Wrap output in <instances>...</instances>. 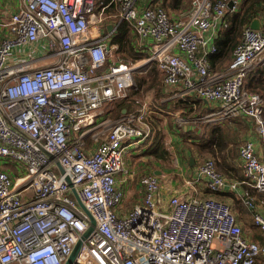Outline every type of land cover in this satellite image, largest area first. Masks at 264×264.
<instances>
[{"label":"built area","instance_id":"1","mask_svg":"<svg viewBox=\"0 0 264 264\" xmlns=\"http://www.w3.org/2000/svg\"><path fill=\"white\" fill-rule=\"evenodd\" d=\"M113 2L119 21L152 39L147 60L163 82L214 102L206 121L253 119L262 156L252 141L244 142L238 180L220 174L211 158L200 161L187 182L197 190L203 179L206 196L165 200L157 177L143 174L139 198L123 212L117 176L126 144L148 135L150 111L99 118L106 105L137 89L133 67L115 61L99 71L111 53L101 39L86 35L96 0H23L9 17L8 37L0 39V158L18 172L13 177L0 170V264H64L80 239L72 264H264V215L251 209V222L261 230L256 234L216 197H243L249 187L264 192L263 101L244 88L264 51V34L245 27L231 61L212 71L207 57L216 51L217 24L239 0H191L182 19L141 0ZM88 135L97 142L92 152ZM88 213L94 225L83 238Z\"/></svg>","mask_w":264,"mask_h":264},{"label":"crops","instance_id":"2","mask_svg":"<svg viewBox=\"0 0 264 264\" xmlns=\"http://www.w3.org/2000/svg\"><path fill=\"white\" fill-rule=\"evenodd\" d=\"M111 1L96 0L97 6L94 11L96 16L93 14L91 17L86 35L93 40L101 39L110 49L111 57L99 71L115 61L126 62L133 67L132 72L137 84V91L131 90L128 98L106 105L104 113H107L99 119L106 116L116 118L139 109L154 108L156 110L151 118H148L149 131L148 135L141 140L142 142L126 144V151L123 155L124 162L126 161L122 173L124 178L133 179L134 177L137 180L143 174H154L165 200L171 194L194 195L191 192H181L179 187L182 183L192 185L187 180H191L195 174V167L206 158H211L216 170L227 179L242 178L239 147L246 141H252L256 156L261 157L263 152L260 138L255 129V121L250 117L241 116L222 121L205 120L206 123L203 125L202 123L196 124L199 118L203 121V117L215 109L214 102L199 98L192 92H182L180 85L165 84L163 73L154 62L147 60L152 51V39L137 37L129 23L119 21L117 5L114 2L110 4ZM250 1L239 0L237 10L227 12L223 24H217L216 38L213 42L216 51L208 53L207 57L212 71H221L228 65L242 30L247 26L252 28L250 25L254 19L259 20V28L252 29L264 34V10L260 9L261 11L252 13L248 6ZM149 2L150 0H141V4ZM22 4L23 0H0V39L8 37L9 17L21 8ZM234 16L237 17L239 23L232 21ZM128 47L131 51L134 50V55L127 51ZM171 49L177 52L174 47ZM202 51L199 48L197 55L199 56ZM137 54L143 57H134ZM259 57L263 60L257 58L253 61L245 75L244 88L260 95L263 101L262 114L264 117V51ZM143 92H146L145 96L141 95ZM193 115L198 116L191 119ZM183 123L187 124L180 125ZM194 125L197 129L193 130ZM223 127L227 128V132L223 130ZM227 133L235 139L226 140ZM181 138L187 140L186 144L181 142L183 147L176 143V140H181ZM85 144L87 151L92 152L97 142L91 135H88ZM126 155L127 158H124ZM134 158L138 161L137 165L134 164L135 166L132 163ZM190 158H192V163H190ZM125 167L129 169L127 170ZM203 182L204 180L201 179L196 184L199 189L197 194L200 196H206ZM139 188L138 181L132 188H129V185L124 181L123 189L128 192V195L124 197L123 212L139 198Z\"/></svg>","mask_w":264,"mask_h":264},{"label":"rangeland","instance_id":"3","mask_svg":"<svg viewBox=\"0 0 264 264\" xmlns=\"http://www.w3.org/2000/svg\"><path fill=\"white\" fill-rule=\"evenodd\" d=\"M260 60H263V59L260 58ZM45 62H46V60H38L36 62V64L37 65H42ZM151 67H153V66H151ZM141 95L145 96L146 92H143V94H141ZM146 111H150V115H149L150 118H151L152 114L154 112H156V110L154 108H152V109L148 108V109H146ZM104 114H106V113H104ZM183 115H185V114H183ZM197 116L198 115H193V117H191V119L196 118ZM110 119H114V118H110ZM197 123H202V125H203L206 122H205V119H203V121H201L200 118H199V120L196 121V124ZM186 124L187 123H183V124H180V125H186ZM194 129H197V127L195 125H194L193 130ZM223 130L225 132H227V128L226 127H223ZM226 136H227L226 140H229V139L234 140L235 139L231 135L229 136L228 133H227ZM181 142L186 144L187 140L185 138H181V140H176L177 145L180 146V147H183ZM205 156H207V155H205ZM208 157H211V156H208ZM124 158H127V155ZM2 160H5V159L4 158H0V170L7 171V172L10 173V175H12L13 177H16L18 175V172L15 170L14 163L11 162V161L7 162L6 160H5L6 162H3ZM125 162H123V163H125ZM137 162L138 161H136V158H134L133 162H132L133 166H135L134 164L137 165ZM125 168L127 170L129 169L128 167H125ZM21 173H23V172H21ZM117 177H118L117 178V185L119 187H121L122 190H123L124 181L129 185V188L135 187V185H136V183L138 181V179L136 180L134 177H133V179H129L128 177L124 178V175L121 174V173ZM173 180H174V178H173ZM179 189H180L181 192H184V193L191 192L194 195L195 194L199 195V194H197V191H199L198 188H197V190H194L192 185H188L186 183L185 184L182 183V185H180ZM139 190H140V188H139ZM125 195H128V192H124V196ZM222 199L230 204V206L232 208V211L235 213V215H237V217H238L239 221L242 223L243 227H245L249 231H253L256 234H261V230L259 229V227H257L256 225H254L251 222V215H252V210H253V212L258 211V212H260V213H262L264 215V192H259V191H256V189H254L252 187H249V188L246 189V195L243 196V197L239 196L238 194L229 193V194H226V196L223 197ZM123 203H124V199L121 202L122 206H123ZM249 205L252 206V207L250 208ZM246 208H248L249 210L247 211ZM115 209L118 210L119 208L115 207Z\"/></svg>","mask_w":264,"mask_h":264},{"label":"trees","instance_id":"4","mask_svg":"<svg viewBox=\"0 0 264 264\" xmlns=\"http://www.w3.org/2000/svg\"><path fill=\"white\" fill-rule=\"evenodd\" d=\"M259 1H262L261 2L262 5H260L261 3ZM149 4L153 5V6H159V7L164 8L167 11V13L170 15V17L173 19H182L185 17V14L189 10L191 0H168V1L167 0H150ZM96 6H97V3H96ZM248 6L251 8L252 13H255V11H258L260 9L264 10V0H251L250 3L248 2ZM166 7H168V8H166ZM263 13H264V11H263ZM232 21L234 23H239L237 17H235V16L233 17ZM127 51L129 53H131L132 55H134V53H133L134 50L131 51L129 47L127 48ZM134 57L141 58L143 56L137 54ZM153 68H155V67L153 66ZM135 91H137V89ZM226 194H229V193H218L216 195V197H219L222 199L223 197L226 196ZM246 210L248 211L249 209L246 208Z\"/></svg>","mask_w":264,"mask_h":264},{"label":"water","instance_id":"5","mask_svg":"<svg viewBox=\"0 0 264 264\" xmlns=\"http://www.w3.org/2000/svg\"><path fill=\"white\" fill-rule=\"evenodd\" d=\"M228 5L230 6L231 5V2ZM250 26L252 28H259V20L258 19H254L252 21V23H251ZM190 163H192V158H190ZM56 164H57V167L59 168V170L62 172V168L60 167V165L58 163H56ZM66 180L69 182L68 178H66ZM74 195H75L76 199L79 202V199H78L76 193H74ZM89 218H90V224H89V227L87 228V230L84 232L83 238L86 237L91 232V230L93 228V225H94V219H93V217L90 215ZM80 245H81V239L76 242V244L74 245L71 253L69 254V256L66 259V261L64 262V264H72V262H73V260H74V258L76 256V254H77V252L79 250Z\"/></svg>","mask_w":264,"mask_h":264}]
</instances>
